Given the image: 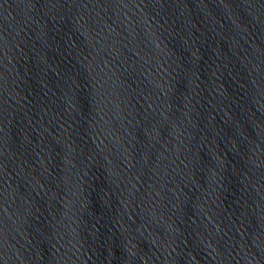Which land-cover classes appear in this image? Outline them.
I'll return each mask as SVG.
<instances>
[{
    "label": "water",
    "instance_id": "95a60500",
    "mask_svg": "<svg viewBox=\"0 0 264 264\" xmlns=\"http://www.w3.org/2000/svg\"><path fill=\"white\" fill-rule=\"evenodd\" d=\"M0 264H264V0H0Z\"/></svg>",
    "mask_w": 264,
    "mask_h": 264
}]
</instances>
